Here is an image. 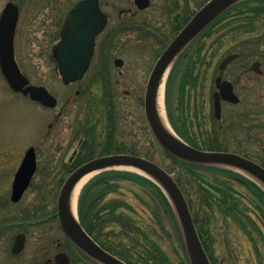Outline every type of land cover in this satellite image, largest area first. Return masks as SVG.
<instances>
[{
	"label": "rangeland",
	"instance_id": "obj_1",
	"mask_svg": "<svg viewBox=\"0 0 264 264\" xmlns=\"http://www.w3.org/2000/svg\"><path fill=\"white\" fill-rule=\"evenodd\" d=\"M74 1H66V10ZM154 1L157 2L154 8L144 16L158 17L153 25H156L162 40L158 36L148 35L141 45L118 50L116 56L123 59L124 65L118 68L110 63L107 80L109 87L106 88V83L100 80L102 77L98 74V59L81 82L68 86L63 84L56 66L47 60V55L58 38L60 26L57 29L49 27L47 30V19L42 14L37 15L36 10L32 11L24 3L25 11L16 33V59L30 83L48 89L57 98L58 105L55 109L33 106L10 91L0 72V228L9 223L8 228L0 229V264H54V256L59 252L68 255L70 264H84L65 238L58 219L52 215L56 209L57 195L78 155L79 123L81 126L84 117L92 112L97 116H101L102 112V126L98 128L104 129L109 123L107 108L111 95L117 115L113 152L131 150L140 156L151 157L168 172L172 173V169L176 167L177 170L172 175L179 174L178 166L173 164L151 133L144 115V95L150 73L163 52L164 45L172 39L164 16V19H159L161 11H158V3L178 1L181 9L184 2ZM187 2L186 14L198 10L204 0ZM28 18L36 19L29 30L24 25ZM48 20L50 23V19ZM258 26L257 33L260 37L264 34V25L258 22ZM218 34L219 31H212L213 42L203 38L200 44H205L201 51H198L199 48L196 51L200 45L197 44L187 49L174 63L175 66L172 65L170 71L173 75L171 78V73L167 76L164 89L167 123L173 128L171 119L178 129L200 147L218 143L221 148L230 152L253 153L252 158L264 164V128L257 127L264 119L255 118L250 93L253 84L251 80L254 79L257 80L258 93H264V75L247 77L249 81L240 79L237 87L241 92L238 93L241 103L237 106L226 105L222 121L224 128L220 131V136L213 141L209 135L217 130V126L208 121L210 108L204 102L205 93L212 92L217 66L232 47L231 44L222 47ZM259 46L258 57L247 54L231 66L232 79H236L239 64L247 65L256 58H262L264 42ZM189 75L194 79L187 80ZM244 85L247 88L242 90ZM105 89H111V93H105ZM78 92L82 94L78 96ZM29 147L36 150L37 171L20 203L12 204L11 184ZM100 148L102 150V146ZM74 151H77V155L70 162ZM234 189L233 195L239 203L237 211L218 212L210 227L214 258L220 264H264V202L245 186L235 185ZM116 197L124 199L134 208L137 219L148 227L150 238L166 264H189L185 248L162 205L155 206L146 192L127 182L123 183ZM27 213L33 216L29 221L31 223L36 219L46 220L27 226ZM19 232L27 234V242L23 253L13 256L11 247Z\"/></svg>",
	"mask_w": 264,
	"mask_h": 264
},
{
	"label": "water",
	"instance_id": "obj_2",
	"mask_svg": "<svg viewBox=\"0 0 264 264\" xmlns=\"http://www.w3.org/2000/svg\"><path fill=\"white\" fill-rule=\"evenodd\" d=\"M240 1L243 0H209L197 10L155 63L146 85L144 114L155 140L171 157L191 164L230 169L242 175L244 174L241 171L245 172L249 176H244L264 191V188L257 182L258 180L264 185V167L236 153L200 150L189 145L178 137L171 127L174 135L163 127L156 106L158 89L166 70L171 68L177 57L214 20ZM135 2L139 8H146L149 4V0H135ZM78 13L93 19L101 16L97 0L83 1L70 11L61 32L60 41L53 51L59 75L65 85L81 80L87 72L94 53L95 36L104 26V24H99V26L93 24L78 30ZM17 19L16 7L9 4L0 21V67L2 74L13 91L29 95L32 100L41 105L54 108L57 105L56 98L45 87L31 85L16 63L14 33ZM234 58V55L227 57L220 68L223 69ZM252 68L256 73H260L258 63H254ZM216 85L224 99L238 103V98L233 93V87L229 82L220 84L219 78L216 80ZM219 114V105L216 103L215 115L217 119L220 117ZM120 166L132 167L144 174L118 169L117 167ZM36 169V154L34 148L31 147L25 152L14 176L10 196L13 203H18L22 199L30 186ZM110 170L135 172L154 182L164 193L175 213L189 264H211L196 231L186 198L172 173L147 158L129 154H113L95 158L79 166L64 181L57 198L56 217L64 235L76 249L97 264H127L94 241L80 224L77 209L76 218L70 212V196L77 182L89 173L96 172L95 174H98ZM25 240L24 234L16 236L12 247L13 254H19L23 251ZM54 262L55 264H70V259L66 253L60 252L55 255Z\"/></svg>",
	"mask_w": 264,
	"mask_h": 264
},
{
	"label": "trees",
	"instance_id": "obj_3",
	"mask_svg": "<svg viewBox=\"0 0 264 264\" xmlns=\"http://www.w3.org/2000/svg\"><path fill=\"white\" fill-rule=\"evenodd\" d=\"M255 1L260 4L254 10L260 12L264 8V5H262L264 0ZM221 18V16L217 18L201 33L194 41L192 47L199 45L211 29L214 27L218 28ZM203 45L204 43L197 46L196 51L198 48V51H201ZM200 61L201 59L198 60V62ZM107 109V119L111 123L109 117L112 112L109 103ZM95 115L93 113V116L87 117L88 123L86 124L87 130L85 132L87 141L90 143L88 146L90 150L86 152V156L81 157L79 160L77 155L72 165V170L94 157L116 153L113 152L115 130L111 129L108 125L109 123L104 129L99 130L98 127L101 128L102 126V112L101 116ZM170 122L175 132L191 146L208 151H228L221 148L218 143L200 147L186 133L178 129L171 119ZM220 131L217 129L209 133L213 141L220 136ZM123 153L135 154L127 151ZM252 154L245 152L242 155L256 160L252 158ZM166 155L172 160L174 165L178 166L179 174L175 176V179L187 200L194 225L208 258L211 264H220L214 258L212 249L213 237L210 227L214 222L215 215L223 210L237 211L239 203L233 195L235 185L247 187L262 202H264V191L254 182L233 170L209 165L191 164L177 160L167 153ZM145 157L152 160L149 156ZM262 165L264 166V164ZM172 170L175 173L177 168L175 167ZM124 182L135 185L146 192L155 203V206L162 205L165 208L177 237L184 247L177 218L168 199L154 182L135 172L121 170L104 171L95 175L85 184L78 196L77 214L80 224L103 249L127 264H166L161 254H159L154 241L150 238L148 227L137 219V213L134 208L124 199L116 197ZM73 250L79 259L84 261V264H97L76 248L73 247Z\"/></svg>",
	"mask_w": 264,
	"mask_h": 264
},
{
	"label": "flooded vegetation",
	"instance_id": "obj_4",
	"mask_svg": "<svg viewBox=\"0 0 264 264\" xmlns=\"http://www.w3.org/2000/svg\"><path fill=\"white\" fill-rule=\"evenodd\" d=\"M3 0H0V21L3 15V12L5 8L11 4L16 7L18 12V19L17 24L15 28V38H14V51H15V58H16V33L18 31V27L20 26V22L22 21V14L24 13V5L28 4V8H30L32 11L36 10L37 15L42 14L43 18L47 19L48 27L46 26V29L48 30L49 27L52 29L59 28V34L56 42L53 44V48L51 49V52L49 55H47V60L51 61L55 66L56 62L53 58V49L55 48L56 44L58 43L60 39V34L62 29L64 28L68 14L69 12L79 3L86 1V0H75L74 3L71 5V7L66 10V1L67 0H5V2H2ZM188 0H183L182 8L180 9V4L178 1H175V3H163L159 2V10L161 17L159 19L166 20V26L170 29L172 34V39L164 45L163 51L165 50V47L175 38V36L178 34V32L185 26V24L190 19L192 13L189 12L186 14L185 12L188 11L186 4ZM192 2V0H189ZM249 1V2H248ZM248 1H240L236 5L231 6L228 8L222 15H221V21L219 27H214L209 31V33L204 37L206 40H211L212 37V31H219L218 34V40L219 44L222 45V47H226L227 45L231 44V49L225 56L221 59L217 66V75L213 81V88L211 93H205L206 97L204 102L209 106V117L208 121L211 125H216L217 129L223 130L224 124L222 123L224 118V107L226 105L230 106H237L241 103L242 99L238 93L240 92V89H238L237 85L240 79L244 78L246 81H249L247 77H252V75L256 77H262L264 75V53L262 54L261 59H255L250 64H239L237 66V71L235 73L236 79H232L231 75V66L234 65L237 61H240L241 59L245 58L247 54H250L252 56L258 57V50L259 45L261 42H264V34H262L260 37L257 33V29H259L258 22L262 23L264 25V8L260 12L257 10L255 11L260 3L253 0ZM154 0H149V4L146 8H139V6L136 4L135 0H97L98 9L100 11L101 16L97 17V19H93L90 17H85L82 13H78V30L84 29V27H88L93 24H97V26L104 24L101 31L95 36L94 39V53L93 57L90 63V67L85 74L89 73L92 65L95 63V60L98 59L99 61V71L98 74L102 77L100 80L106 83V87L108 86L107 80L109 78V71L108 66L112 62L115 67H122L124 65L123 59H121L119 56H116V53L118 50H125L128 48H131V46H139L142 44L143 41H145V38L148 35H154L158 36L161 40L162 37H160L158 34L159 31L156 29V25L154 24V21L158 18L155 16H144L147 11H149L151 8H154L155 5ZM186 2V4H185ZM25 3V4H24ZM157 3V2H156ZM264 5V1L262 3ZM157 10V9H156ZM28 12V11H27ZM26 12V13H27ZM165 12V13H163ZM35 16V14H33ZM164 16V18H163ZM148 17V18H147ZM50 19V23L49 20ZM260 19V21H258ZM44 20V19H43ZM153 20V21H152ZM36 23V19L29 18L24 21V25L27 30H29V27L33 26V24ZM41 23V22H40ZM46 29L44 31H46ZM33 30V29H32ZM48 32V31H47ZM264 32V29H263ZM47 34V33H46ZM248 35H250L248 37ZM213 42V41H212ZM205 44V42H204ZM144 46H142L143 48ZM245 51H242L244 50ZM226 52V51H225ZM162 54V53H161ZM160 54V55H161ZM235 56L234 59H232L223 69L220 68V65L222 62L229 56ZM17 60V59H16ZM18 62V61H17ZM254 63L259 64V70L260 73H256L252 66ZM19 64V63H18ZM207 65H210L209 62H207ZM20 66V65H19ZM1 72V68H0ZM2 75V72H1ZM188 76V79H194V77ZM83 78V79H84ZM220 78V84L223 82H229L233 87V93L238 98V103H232L226 99L223 98L222 93H219V89L216 85V80ZM99 79V77L97 78ZM252 81V89H251V105L255 110V118L261 117V119H264V93H258V84L257 80H251ZM81 82V81H80ZM247 86L244 85L242 90H245ZM13 94L16 96H19L23 98L28 103L32 104L33 106H40L44 109H50L47 107L41 106L38 102L33 101L29 95H24L23 93H17L10 90ZM105 93H111V89H105ZM82 93L78 92L77 95H81ZM216 103L219 105L220 109V117L219 119L216 118L215 115V106ZM109 104L111 107V114H110V121L109 126L112 130H115V126L117 123V115H116V107H115V101L113 100V96L111 95V99H109ZM55 109V108H54ZM261 109V111H259ZM263 112V113H260ZM93 115V112L90 115H86L84 117L83 121H81V126L79 123L78 126V160L81 157L86 156V152H88L89 145L87 138H86V124L87 117ZM82 120V119H81ZM259 122V121H258ZM90 124V123H89ZM260 124V125H259ZM52 126V125H51ZM257 127L264 128V120L260 121L258 123ZM35 149V148H34ZM36 152V150H35ZM127 152H134L131 150H127ZM136 153V152H134ZM77 155V151H74L73 154L70 157V162H73L74 157ZM12 203V202H11ZM18 203H12V204H19ZM52 216H55L54 214ZM35 217V215H34ZM26 220H27V226L30 224H37L39 222H43L45 219H38L33 220V222H29L33 216L26 214ZM48 218V217H47ZM35 219V218H34ZM2 220V219H1ZM0 220V222H2ZM6 221V220H3ZM9 223H5L2 225L0 229L8 228ZM18 234H24L26 237L25 245L27 242V234L24 232H19ZM17 234V235H18ZM16 235V236H17ZM13 240V244L15 241V238ZM12 244V247H13ZM12 247H11V254L13 256H19L23 253L24 249L19 254H13L12 253ZM54 261V260H53ZM55 264V262H54Z\"/></svg>",
	"mask_w": 264,
	"mask_h": 264
},
{
	"label": "bare ground",
	"instance_id": "obj_5",
	"mask_svg": "<svg viewBox=\"0 0 264 264\" xmlns=\"http://www.w3.org/2000/svg\"><path fill=\"white\" fill-rule=\"evenodd\" d=\"M170 68H168L166 70V72L164 73V76L162 77V80L160 82V87L158 89V93H157V98H156V106H157V113H158V117L163 125V127L172 135H174V132L172 131V129L170 128V126L167 123L166 120V116H165V111H164V89H165V83H166V79L168 76ZM118 169H122V170H131V171H135L141 174H144L143 172H141L138 169L132 168V167H128V166H120L117 167ZM96 172H92L89 173L87 175H85L84 177H82L77 184L74 186L71 196H70V212L71 215L76 218V209H77V198L78 195L80 193L81 188L84 186V184L95 174ZM244 175H247L245 172H242ZM249 176V175H247ZM257 182L264 188V185L257 180Z\"/></svg>",
	"mask_w": 264,
	"mask_h": 264
}]
</instances>
